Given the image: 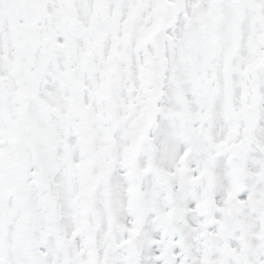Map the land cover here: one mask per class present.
Instances as JSON below:
<instances>
[{"label": "snow or ice", "instance_id": "6c2138e0", "mask_svg": "<svg viewBox=\"0 0 264 264\" xmlns=\"http://www.w3.org/2000/svg\"><path fill=\"white\" fill-rule=\"evenodd\" d=\"M0 264H264V0H0Z\"/></svg>", "mask_w": 264, "mask_h": 264}]
</instances>
